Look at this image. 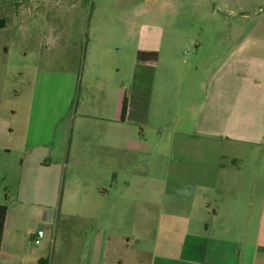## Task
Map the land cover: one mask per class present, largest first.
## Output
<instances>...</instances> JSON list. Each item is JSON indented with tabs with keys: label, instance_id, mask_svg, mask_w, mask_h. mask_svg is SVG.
Here are the masks:
<instances>
[{
	"label": "rangeland",
	"instance_id": "rangeland-1",
	"mask_svg": "<svg viewBox=\"0 0 264 264\" xmlns=\"http://www.w3.org/2000/svg\"><path fill=\"white\" fill-rule=\"evenodd\" d=\"M10 4H1L8 7L6 12L12 6L18 8L15 24L0 29L4 120L14 118L9 112L13 101L26 106L30 100L38 109L37 139L43 134L61 137L64 124L73 116L67 109H79L74 116L81 118V124L94 123L92 109L102 105L92 92L94 78L105 74L113 91L107 105L111 111L122 108L124 95L134 113L137 107L149 110L147 119L127 123L122 143L118 140L116 155L125 163L127 178L120 172L116 199L131 204L134 218L137 206L146 205L143 212L151 235L160 220L164 235L162 187L173 177V165L188 156L187 142L200 138L193 133V110L205 85L230 54L235 30L249 28V17L263 15L264 0H14ZM80 63L84 64V77L79 93H75L77 86L74 80L70 83L68 74ZM138 76L149 81L147 102L144 97L139 99L135 89ZM15 89L19 91L16 97ZM84 138L93 137L89 134ZM11 150L3 155L7 168L0 163V200L17 211L14 220L28 232L26 238L37 229L49 231L52 221L60 224L75 218L61 205L62 190L67 195V189L90 184L89 180L67 174L46 180L25 177L20 167L24 152L15 146ZM204 154L210 160L226 154L228 160L221 159L226 163L237 156L241 162V171L229 165L225 169L212 165L211 181L218 178L229 188H238L245 202L254 187L259 189V197L263 195L264 149L224 143L207 148ZM125 181H131L128 189ZM50 187L53 194L45 199L44 190ZM72 197L74 205L77 195ZM113 197L109 195L101 203L106 206ZM248 227L246 230L252 229ZM61 243L58 236L52 247L45 246L49 264L63 261Z\"/></svg>",
	"mask_w": 264,
	"mask_h": 264
},
{
	"label": "crops",
	"instance_id": "crops-1",
	"mask_svg": "<svg viewBox=\"0 0 264 264\" xmlns=\"http://www.w3.org/2000/svg\"><path fill=\"white\" fill-rule=\"evenodd\" d=\"M11 2L14 0L0 3V18L6 20L0 29L15 24L18 8L12 6L6 12L8 7L1 5ZM249 18L252 25L235 30L230 54L205 85L193 110V133L200 138L187 142L188 156L173 165L174 175L162 187L164 235L160 233L161 220L151 235L147 214L143 212L146 205L137 206L138 216L134 218L131 204L127 200L118 203L115 196L120 172L124 177L127 174L125 163L118 161L116 155L118 140L122 143L127 123L147 119L146 107H137L134 113L128 101L124 116L122 108L111 111L107 106L113 93L111 82L105 74L103 78L98 74L92 92L99 96L102 105L92 109L95 122L81 124V118L74 116L79 109H67V114L73 116L64 124L62 136L43 134L37 139L35 104L29 100L21 106L13 101L9 112L14 118L5 121L0 102V163L4 167L3 155L15 146L24 152L20 167L25 177L46 180L67 174L87 178L90 183L67 189V195L62 190L61 205L75 218L61 220L60 224L50 222V230H42L39 244L32 239L38 229L30 232L27 239L28 232L19 220H14L17 211L9 205L0 264H49L45 246L52 247L58 236L62 242L61 264H264V192L259 197V189L253 186L245 202L240 199L238 188L231 189L218 178L211 181L212 165L220 169L229 165L241 171V162L237 156L226 163L221 161L228 160L226 154L214 160L204 154L207 148L224 143L264 149V13ZM4 50L9 49L5 46ZM84 69L80 63L68 74L70 83L74 80L77 86L75 93L82 87ZM136 80L139 99L144 97L147 102L149 81L139 76ZM18 94L15 89V97ZM134 114L138 119H134ZM89 134L93 138L85 139ZM125 183L128 189L131 181ZM32 191L34 195L37 192ZM52 194L51 187L44 190L45 199ZM74 194L77 203L72 205ZM109 195L114 197L105 206L101 202ZM103 211L107 213L101 214ZM247 225L252 229L246 230Z\"/></svg>",
	"mask_w": 264,
	"mask_h": 264
},
{
	"label": "trees",
	"instance_id": "trees-1",
	"mask_svg": "<svg viewBox=\"0 0 264 264\" xmlns=\"http://www.w3.org/2000/svg\"><path fill=\"white\" fill-rule=\"evenodd\" d=\"M6 24V20L4 18H0V27H4ZM128 107V97L124 95L123 103H122V115L124 116ZM9 205L5 203H0V253H1V246L2 240L4 235V227L6 222V217L8 214ZM46 264V262L44 263Z\"/></svg>",
	"mask_w": 264,
	"mask_h": 264
},
{
	"label": "built area",
	"instance_id": "built-area-1",
	"mask_svg": "<svg viewBox=\"0 0 264 264\" xmlns=\"http://www.w3.org/2000/svg\"><path fill=\"white\" fill-rule=\"evenodd\" d=\"M42 236H43V231L37 230L36 233H35V236L33 238L34 243L35 244H39L40 243V239H41Z\"/></svg>",
	"mask_w": 264,
	"mask_h": 264
}]
</instances>
